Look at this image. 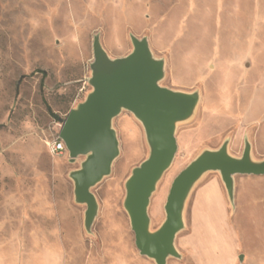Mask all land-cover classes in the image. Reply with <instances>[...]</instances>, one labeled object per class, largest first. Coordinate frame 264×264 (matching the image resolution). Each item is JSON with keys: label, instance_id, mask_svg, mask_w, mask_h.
<instances>
[{"label": "rangeland", "instance_id": "rangeland-1", "mask_svg": "<svg viewBox=\"0 0 264 264\" xmlns=\"http://www.w3.org/2000/svg\"><path fill=\"white\" fill-rule=\"evenodd\" d=\"M95 34L111 58L132 50L131 34L146 37L164 60L159 85L199 94L176 124L150 230L165 217L173 177L203 150L227 141L240 156L248 141L251 159L264 158V0H0V264H155L139 254L123 209L127 177L149 153L132 113L112 120L119 154L91 188L88 231L69 177L84 156L50 150L91 91ZM233 176L232 200L218 171L192 186L174 237L180 256L165 264H264V174Z\"/></svg>", "mask_w": 264, "mask_h": 264}, {"label": "water", "instance_id": "water-1", "mask_svg": "<svg viewBox=\"0 0 264 264\" xmlns=\"http://www.w3.org/2000/svg\"><path fill=\"white\" fill-rule=\"evenodd\" d=\"M132 50L123 57L108 56L95 34L92 41L91 91L71 108L58 133L70 160L84 156L80 168L69 172L75 202L85 204L83 225L88 231L97 214L91 188L110 173L118 156V140L112 120L122 110L132 113L143 127L149 153L132 168L125 182L126 210L139 254L165 264L179 257L175 235L184 227V203L192 186L207 171L219 172L228 198H233L234 174H264L262 161L251 159V145L244 142L240 156L228 153V142L217 149H205L178 172L168 189L161 225L150 230L148 205L158 180L171 165L177 150L176 124L186 121L199 103L197 91H181L159 85L164 60L152 56L146 37L130 35ZM243 255H239V260Z\"/></svg>", "mask_w": 264, "mask_h": 264}, {"label": "built area", "instance_id": "built-area-1", "mask_svg": "<svg viewBox=\"0 0 264 264\" xmlns=\"http://www.w3.org/2000/svg\"><path fill=\"white\" fill-rule=\"evenodd\" d=\"M50 150L54 153H63L66 151V148H65L64 142L60 139L58 141H54L51 144Z\"/></svg>", "mask_w": 264, "mask_h": 264}, {"label": "trees", "instance_id": "trees-1", "mask_svg": "<svg viewBox=\"0 0 264 264\" xmlns=\"http://www.w3.org/2000/svg\"><path fill=\"white\" fill-rule=\"evenodd\" d=\"M47 109H48V111L50 112V114H51V109H50V107L49 106H47Z\"/></svg>", "mask_w": 264, "mask_h": 264}]
</instances>
